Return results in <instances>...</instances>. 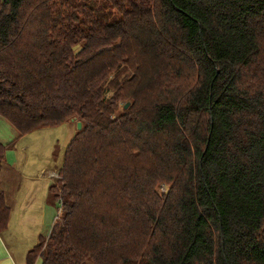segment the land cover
<instances>
[{
    "label": "trees",
    "instance_id": "obj_1",
    "mask_svg": "<svg viewBox=\"0 0 264 264\" xmlns=\"http://www.w3.org/2000/svg\"><path fill=\"white\" fill-rule=\"evenodd\" d=\"M0 117L81 123L26 264H264V0H0Z\"/></svg>",
    "mask_w": 264,
    "mask_h": 264
},
{
    "label": "crops",
    "instance_id": "obj_2",
    "mask_svg": "<svg viewBox=\"0 0 264 264\" xmlns=\"http://www.w3.org/2000/svg\"><path fill=\"white\" fill-rule=\"evenodd\" d=\"M13 130L15 129L13 128ZM16 136L11 140L13 141V147L6 151L11 152L15 147ZM23 148L24 146H22V149ZM11 156L14 160L9 162V154L5 152V164L0 172V190L4 193L5 202L10 208L7 226L4 229H0V231L7 230V234L12 237L13 240L9 238L8 235L0 233V264H26V256L31 248H25L27 246L19 248L17 244L21 239H24L21 243L25 244L27 237L30 239L32 234H34L32 238L33 241H36V243L33 242L36 245L41 235L45 237L48 235L51 226L56 220L57 211L54 210V207L51 205L52 199L49 190L54 180L51 175L55 173V170L49 169L47 171L46 167H41L36 171L37 174L19 173L15 170L18 164L17 157L13 156V154H11ZM22 180L25 181L21 186L20 182ZM35 183L37 186H35ZM18 195L19 198H17ZM35 203L37 204L36 209L34 208ZM16 211L19 212L21 216L17 223L12 219L14 214L11 215L12 212L15 213ZM35 212L39 215V223H37L34 218ZM13 224L15 225L13 226ZM11 228L19 231H22L21 228H25L26 232L20 235L19 238H15L17 231ZM32 229L36 230L32 231Z\"/></svg>",
    "mask_w": 264,
    "mask_h": 264
},
{
    "label": "rangeland",
    "instance_id": "obj_3",
    "mask_svg": "<svg viewBox=\"0 0 264 264\" xmlns=\"http://www.w3.org/2000/svg\"><path fill=\"white\" fill-rule=\"evenodd\" d=\"M120 104H123V102ZM126 104H128L127 101L124 102V106ZM78 122L79 121L76 119H71L69 121H65L55 125L41 126L27 132L23 136L16 139L15 147L11 150V152L6 151L7 154H9V162H12L14 160L11 154H13V156H16L18 164L16 165L15 170L23 174H37L36 171H38L41 167H46L47 171L49 169H54L55 173L51 175L54 179L52 184H54L55 180L59 177L58 170L60 169L63 162L65 148L68 145V142L73 137V135L78 130ZM16 134L17 133L15 130H13L12 126L6 120L0 117V140L4 143L10 142L15 138ZM22 146H24L23 149ZM24 181L25 180H22L20 182L21 186ZM35 186H37L36 183ZM159 189L162 192L165 188L162 186ZM50 197L52 199L51 205L54 207V210L57 211L58 216L60 209L59 202L55 200L51 196V194ZM17 198H19V195ZM36 206L37 204L35 203V209ZM11 215H13L12 219L15 221V223H17L21 217L19 212L17 211L15 213L12 212ZM38 216V213L35 212L34 218L37 223H39ZM14 225L15 224H13V226ZM11 229L17 231L15 238H19L20 235H23L26 232L25 228H21L22 231H19L14 228ZM34 230L36 229H32V231ZM0 233L8 235L7 230L0 231ZM33 236L34 234H32L30 239L27 237V242L25 241V244L21 243L22 241H24V239H21L17 246L19 248L24 246H27L25 248H33L35 246L34 243H36V241H33ZM9 238L13 240L12 237L9 236ZM33 264H40L39 259L35 260Z\"/></svg>",
    "mask_w": 264,
    "mask_h": 264
},
{
    "label": "water",
    "instance_id": "obj_4",
    "mask_svg": "<svg viewBox=\"0 0 264 264\" xmlns=\"http://www.w3.org/2000/svg\"><path fill=\"white\" fill-rule=\"evenodd\" d=\"M127 105H128V104H126L125 107H126ZM77 127H78V129H80V127H81V123H80V122L77 123Z\"/></svg>",
    "mask_w": 264,
    "mask_h": 264
}]
</instances>
